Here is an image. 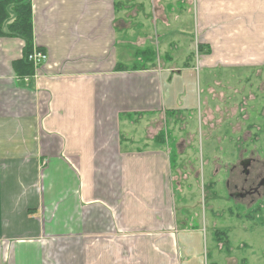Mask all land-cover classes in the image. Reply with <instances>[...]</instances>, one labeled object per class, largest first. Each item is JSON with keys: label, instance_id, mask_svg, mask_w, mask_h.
Returning a JSON list of instances; mask_svg holds the SVG:
<instances>
[{"label": "crops", "instance_id": "1", "mask_svg": "<svg viewBox=\"0 0 264 264\" xmlns=\"http://www.w3.org/2000/svg\"><path fill=\"white\" fill-rule=\"evenodd\" d=\"M145 2L30 0L33 46L47 62L27 83L22 79L34 69L21 77L24 68L14 65L24 42L0 37V264H146L147 238L174 229L177 245L178 236L188 233L177 232L171 215L163 132L150 138L145 129L141 136L125 133L120 118L143 124L145 114L165 110L162 84L170 73L199 65L203 70L264 66V39L259 37L260 52L242 55L237 36H252L254 26L247 21L244 27L242 19L231 26L224 9L211 12L212 0H150L159 34L142 20ZM242 2L233 5L238 14ZM196 3L193 33L202 56L194 67L153 65L151 47L159 46L160 37V48L166 46L167 27L181 18L177 8L191 11ZM117 42L127 43L124 58L133 67L116 62ZM131 43L136 49L130 56ZM163 58L171 64L166 47ZM168 105L172 111L173 101ZM216 241L219 249L227 248ZM150 242L156 252V239Z\"/></svg>", "mask_w": 264, "mask_h": 264}, {"label": "rangeland", "instance_id": "2", "mask_svg": "<svg viewBox=\"0 0 264 264\" xmlns=\"http://www.w3.org/2000/svg\"><path fill=\"white\" fill-rule=\"evenodd\" d=\"M238 0H236L237 3ZM241 1V0H240ZM242 13L234 11L236 3L226 0H212L209 9L214 14L215 9H224L231 26L242 19L244 27L246 22L250 24L253 34L240 33L237 38L242 39V55L250 56L261 51L259 37L264 39V0H242ZM193 2V0H192ZM150 0L144 3V11L141 12L143 22L158 29V15L153 16ZM190 3L188 4V6ZM197 3L193 9L175 11L181 18L166 29V46L163 48L152 45L150 55L153 56L152 64L160 66L166 63L181 69L188 62L191 66L196 63L197 58L202 56L195 41L194 22L197 16ZM175 4L170 10L173 11ZM231 9V12L229 11ZM165 9V13L171 11ZM175 13V14H176ZM140 18V17H139ZM156 19V20H155ZM138 21H140L138 19ZM136 20L132 29L137 31ZM180 31V33H177ZM244 32V31H243ZM116 36L124 39L122 31L116 29ZM144 30L141 34L144 36ZM179 36V39L175 37ZM251 38V42L249 40ZM132 39V38H131ZM132 40H135L134 38ZM236 43L240 41L234 39ZM171 48L168 49V44ZM155 44L157 41L155 39ZM127 46V43L125 44ZM117 42L116 57L122 68H131L133 63H127L123 50L126 46ZM169 54L168 64L164 61L165 51ZM127 52L130 56L136 49V44H130ZM264 50V47L263 49ZM218 52L216 51V54ZM132 58L130 57V60ZM151 65V66H153ZM154 67V66H153ZM221 67L215 65L211 69L203 70L199 67L194 70H183L181 75L168 74L163 79L162 89L163 110L161 113L145 114V121L137 123L136 118L130 120L120 118L119 130L125 133L139 131L148 132V137L161 130L164 134V147L162 148L169 158L167 165L169 190L172 192L173 215L176 219L177 232L187 231V234L178 236L179 243L174 241V229H162L157 237L147 238L149 249H145L146 264H264V210L248 212L238 208L230 202L220 201L224 198V192L218 179L221 170L212 179V164L209 163L210 155L213 153L215 164L222 165L223 158L233 150L238 137L247 139L257 137L258 144L264 145V66L246 68ZM165 77V73L163 74ZM172 100L174 108L168 105ZM177 109V111H175ZM131 117L133 115H130ZM167 139H166V138ZM152 143V142H151ZM150 143V145H151ZM173 145L175 148L173 149ZM149 149V148H148ZM162 150V151H163ZM216 173V172H215ZM164 174L162 180L164 179ZM211 184V186H209ZM217 184L216 187H214ZM173 219V217H172ZM215 230H221L226 234L227 248L219 249V244L214 240ZM160 237V238H159ZM156 239V252L151 250V242ZM173 239V241H172ZM161 241L172 243L166 247ZM160 245V249H159ZM159 249V250H158ZM187 249V250H185ZM230 253V254H228ZM228 254V255H227ZM188 256V257H186ZM226 256V257H225ZM149 261V262H148Z\"/></svg>", "mask_w": 264, "mask_h": 264}, {"label": "flooded vegetation", "instance_id": "3", "mask_svg": "<svg viewBox=\"0 0 264 264\" xmlns=\"http://www.w3.org/2000/svg\"><path fill=\"white\" fill-rule=\"evenodd\" d=\"M251 140L258 144L257 137H238L233 150L223 158L221 166L215 164L213 153L208 160L213 165L210 174L213 175L212 179L221 170L218 183L225 196L220 201L230 202L248 212L264 210V145L259 146L258 151L255 142L248 143Z\"/></svg>", "mask_w": 264, "mask_h": 264}, {"label": "trees", "instance_id": "4", "mask_svg": "<svg viewBox=\"0 0 264 264\" xmlns=\"http://www.w3.org/2000/svg\"><path fill=\"white\" fill-rule=\"evenodd\" d=\"M0 37H16L24 42L22 58L15 61L14 65L15 67L21 65L24 68V73L21 77L31 75L33 67L28 61V55L32 53L34 46L30 0L0 1ZM220 234H223L224 238ZM217 236L216 240H220L223 245L227 246L225 232L218 231Z\"/></svg>", "mask_w": 264, "mask_h": 264}, {"label": "built area", "instance_id": "5", "mask_svg": "<svg viewBox=\"0 0 264 264\" xmlns=\"http://www.w3.org/2000/svg\"><path fill=\"white\" fill-rule=\"evenodd\" d=\"M28 61L31 63L35 73L31 77H24L22 80L24 82H29L37 77V70L41 66V64H45L47 62V55L39 50L34 49L32 53L28 55Z\"/></svg>", "mask_w": 264, "mask_h": 264}]
</instances>
